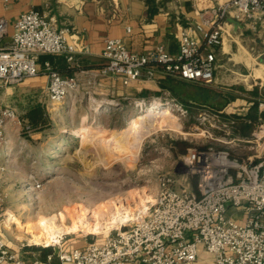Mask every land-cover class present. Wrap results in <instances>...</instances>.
<instances>
[{
    "label": "rangeland",
    "instance_id": "rangeland-1",
    "mask_svg": "<svg viewBox=\"0 0 264 264\" xmlns=\"http://www.w3.org/2000/svg\"><path fill=\"white\" fill-rule=\"evenodd\" d=\"M258 29L251 36L237 35L231 53L217 56L210 85L185 81L167 95L142 97L80 88L51 103L45 90L30 84L31 78L15 84L0 80V114L12 108L19 121L7 120L0 127V192L4 196L0 221L2 235L24 264L46 260L48 255L57 263L59 252L101 241L147 215L159 178L171 174L182 182L185 177L182 154L174 153L172 140L213 143L239 153L231 144L204 137L207 132L212 137L225 132L195 127L192 115L210 112L208 107L246 115L257 97L264 101V27ZM187 99L196 105L189 108ZM173 100L188 113L172 111ZM155 101L168 105L172 114L147 119L134 135L110 134L125 130L142 107ZM35 103L44 107L48 119L38 128L22 117ZM193 177L189 175L176 188L191 189ZM56 215V221L45 220Z\"/></svg>",
    "mask_w": 264,
    "mask_h": 264
},
{
    "label": "built area",
    "instance_id": "built-area-1",
    "mask_svg": "<svg viewBox=\"0 0 264 264\" xmlns=\"http://www.w3.org/2000/svg\"><path fill=\"white\" fill-rule=\"evenodd\" d=\"M198 11L199 21L179 29L175 55L161 44L137 53L120 38H105L101 53L104 63L96 75L111 76L128 85L141 78L145 69L150 73V66H161L166 74L210 85L217 61L214 49L222 48L232 34L227 18L256 29L264 24V0H226ZM7 28V19L0 16L1 81L15 84L45 74L51 103L79 91L78 82L62 76L49 61L42 63L41 70L38 67L41 55L73 51L67 41L69 27H60L54 16L30 8L19 14L10 41L3 44ZM257 100L256 123L246 136L235 130L232 119L221 117L232 114L208 108L210 112L192 115L195 127L223 129L225 134L218 137L208 132L203 136L231 144L238 154L213 143L192 145L181 155L183 181L171 174L162 175L147 215L101 241L59 252L57 263L48 255L46 260L31 264H195L200 261L201 250L211 257L206 264H264V101L260 97ZM171 102L172 111L188 113L181 103ZM7 120L19 122L12 108L1 112L0 127ZM189 175L196 177L195 189L176 188L187 182ZM3 202L0 192V211ZM2 232L0 221V264H24Z\"/></svg>",
    "mask_w": 264,
    "mask_h": 264
},
{
    "label": "crops",
    "instance_id": "crops-1",
    "mask_svg": "<svg viewBox=\"0 0 264 264\" xmlns=\"http://www.w3.org/2000/svg\"><path fill=\"white\" fill-rule=\"evenodd\" d=\"M224 1L226 0H0V16L8 21L7 34L2 43L10 41L13 23L19 14L34 8L54 16L60 27L70 28L67 41L73 51L46 57L62 76L75 79L81 88L92 89L91 91L118 95H167L175 92V85L181 82L187 84L185 81L188 80L166 74L161 66H150V73L145 69L141 78L128 85H122L111 76L96 75L104 63L101 56L104 39L120 38L130 51L137 53L146 52L161 44L170 54L175 55L178 50L179 29L199 21L198 10L211 8ZM151 9L155 10L152 14ZM244 25L251 34L243 35L241 30L233 33L231 25L232 34L225 39L222 48H216V58L218 55L227 56L231 53V47L237 44V35L251 36L257 32ZM258 27L259 31L264 24ZM70 55L71 59L68 58ZM42 56L38 59L40 70ZM29 82L35 88L39 87L47 92V75L31 77ZM187 101L195 102L190 99ZM210 258V255L201 250L200 261L195 264H206Z\"/></svg>",
    "mask_w": 264,
    "mask_h": 264
},
{
    "label": "trees",
    "instance_id": "trees-1",
    "mask_svg": "<svg viewBox=\"0 0 264 264\" xmlns=\"http://www.w3.org/2000/svg\"><path fill=\"white\" fill-rule=\"evenodd\" d=\"M152 10V11H151ZM151 14L155 11L154 9H151ZM49 54H45L42 56V62L45 60L49 61L48 57ZM50 56V55H49ZM51 63V61H49ZM52 64V63H51ZM52 66L56 68L53 64ZM57 69V68H56ZM58 70V69H57ZM59 72V71H58ZM251 94H254L256 96V89H252L250 91ZM148 93H142L141 96H146ZM254 100V99H253ZM189 108L192 107L193 104L196 105L194 102H188L186 101ZM194 106V105H193ZM209 109H217L214 107H208ZM190 110V109H189ZM256 111H257V102L255 101L253 105L249 108L248 113L243 116V115H225L221 114V117L223 119H232L235 122V130L239 132L240 135L246 136L251 133V131L254 129V125L256 123ZM264 117V112L262 113ZM23 119H25L32 128H38L42 127L45 125L48 121L44 107L40 103H35L33 106H31L24 114H23ZM192 144L188 140H183V139H176L172 140L171 142V148L174 151L175 154H184L189 147H191ZM192 188L195 189L196 187V177L192 178Z\"/></svg>",
    "mask_w": 264,
    "mask_h": 264
},
{
    "label": "bare ground",
    "instance_id": "bare-ground-1",
    "mask_svg": "<svg viewBox=\"0 0 264 264\" xmlns=\"http://www.w3.org/2000/svg\"><path fill=\"white\" fill-rule=\"evenodd\" d=\"M172 112L170 110V107L164 103L161 102H152L149 105H146L142 107V110L138 112L133 119V122H131L125 130H113L110 131V134H117L121 136H127V135H134L140 128V125H142L147 119L159 117V116H166L171 115ZM63 215V214H62ZM58 218V215L56 216H49L48 218H45L46 221L52 220L56 221ZM17 221V220H16ZM44 220H42L40 223L43 224Z\"/></svg>",
    "mask_w": 264,
    "mask_h": 264
},
{
    "label": "water",
    "instance_id": "water-1",
    "mask_svg": "<svg viewBox=\"0 0 264 264\" xmlns=\"http://www.w3.org/2000/svg\"><path fill=\"white\" fill-rule=\"evenodd\" d=\"M227 21L232 25L233 33H238V31L241 30L243 35L251 34V31L249 29H245V25L241 22L231 17H228Z\"/></svg>",
    "mask_w": 264,
    "mask_h": 264
}]
</instances>
